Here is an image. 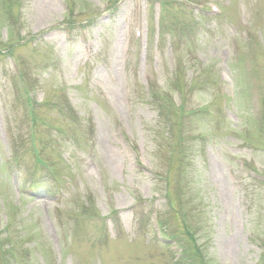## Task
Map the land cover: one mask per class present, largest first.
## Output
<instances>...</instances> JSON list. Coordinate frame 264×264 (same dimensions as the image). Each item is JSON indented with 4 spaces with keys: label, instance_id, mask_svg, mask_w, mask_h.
<instances>
[{
    "label": "rangeland",
    "instance_id": "obj_1",
    "mask_svg": "<svg viewBox=\"0 0 264 264\" xmlns=\"http://www.w3.org/2000/svg\"><path fill=\"white\" fill-rule=\"evenodd\" d=\"M0 234L13 264H264V0H0Z\"/></svg>",
    "mask_w": 264,
    "mask_h": 264
},
{
    "label": "trees",
    "instance_id": "obj_2",
    "mask_svg": "<svg viewBox=\"0 0 264 264\" xmlns=\"http://www.w3.org/2000/svg\"><path fill=\"white\" fill-rule=\"evenodd\" d=\"M5 3H11L13 5H15V0H4ZM6 9H8V11H10L12 9V6H5L3 5ZM31 113V112H30ZM30 121H31V124L34 125L35 121H36V117L34 114H32L30 116ZM188 231V230H187ZM192 233L190 232L189 235H191ZM13 246H12V243H11V240L7 237L6 239L4 238V236H1L0 234V264L3 262L5 264H7V262L9 264H13V253H14V250L12 249ZM188 253L189 254H193L191 253L190 250H188ZM263 263V260L261 259V262L258 263V264H261Z\"/></svg>",
    "mask_w": 264,
    "mask_h": 264
}]
</instances>
